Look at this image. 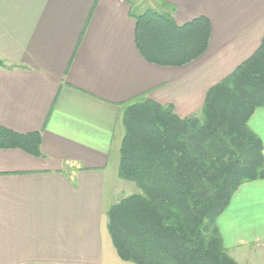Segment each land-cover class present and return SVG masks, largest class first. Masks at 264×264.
Returning <instances> with one entry per match:
<instances>
[{
  "label": "crops",
  "instance_id": "obj_1",
  "mask_svg": "<svg viewBox=\"0 0 264 264\" xmlns=\"http://www.w3.org/2000/svg\"><path fill=\"white\" fill-rule=\"evenodd\" d=\"M143 4L0 0V126L42 133L41 157L0 149V264H134L108 229L109 208L137 193L118 175L123 110L150 98L200 114L208 90L264 39V0H153L178 25L206 16L212 32L197 60L150 63L135 37ZM249 126L264 144V108ZM238 191L243 210L217 220L223 242L239 263L261 264L264 179Z\"/></svg>",
  "mask_w": 264,
  "mask_h": 264
},
{
  "label": "trees",
  "instance_id": "obj_2",
  "mask_svg": "<svg viewBox=\"0 0 264 264\" xmlns=\"http://www.w3.org/2000/svg\"><path fill=\"white\" fill-rule=\"evenodd\" d=\"M136 21V45L150 63L183 66L209 47L212 26L206 16L178 25L170 13L148 9ZM0 67H7L1 58ZM258 108H264V39L208 90L198 115L180 117L172 105L150 98L125 107L118 175L140 192L107 213L122 260L241 264L225 247L217 220L242 185L264 179V144L249 126ZM0 149L41 157L42 133L0 126Z\"/></svg>",
  "mask_w": 264,
  "mask_h": 264
},
{
  "label": "rangeland",
  "instance_id": "obj_3",
  "mask_svg": "<svg viewBox=\"0 0 264 264\" xmlns=\"http://www.w3.org/2000/svg\"><path fill=\"white\" fill-rule=\"evenodd\" d=\"M152 1L153 0H144V6H142V7H145V8H135V10L138 12V13H140V12H144L145 10H147V9H152ZM134 184V186H135V191H137V192H140V189H139V187L137 186V184L136 183H133ZM243 190H246V189H243ZM236 194V195H235ZM234 195L235 196H233L234 198H232V200H231V203H230V205L228 206V208H227V210H231V211H228V213H239V212H241L242 210H243V208H244V201H242V199H243V196H244V194H245V191H244V193H243V195H242V192H240V191H237L236 193H235ZM121 195L119 196V199H121ZM237 211H239V212H237ZM227 214V213H226ZM261 264H264V262L263 263H261Z\"/></svg>",
  "mask_w": 264,
  "mask_h": 264
}]
</instances>
